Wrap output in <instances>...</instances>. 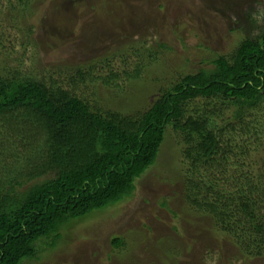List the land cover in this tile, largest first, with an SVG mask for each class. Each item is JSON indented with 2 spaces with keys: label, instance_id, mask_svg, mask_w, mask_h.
<instances>
[{
  "label": "trees",
  "instance_id": "obj_1",
  "mask_svg": "<svg viewBox=\"0 0 264 264\" xmlns=\"http://www.w3.org/2000/svg\"><path fill=\"white\" fill-rule=\"evenodd\" d=\"M210 66L164 80L157 100L132 112L114 104L96 108L61 88L1 75L0 264L42 262L44 249H62L86 222L130 200L168 140L177 147L186 197L219 249L232 245L245 262H264V171L253 163L251 176L227 177L233 139L225 135L247 128L250 113L264 103V30ZM124 75L139 81L142 68ZM119 77L95 79L120 94ZM13 131L25 137L18 150L10 143ZM124 241L113 242L121 249Z\"/></svg>",
  "mask_w": 264,
  "mask_h": 264
},
{
  "label": "rangeland",
  "instance_id": "obj_2",
  "mask_svg": "<svg viewBox=\"0 0 264 264\" xmlns=\"http://www.w3.org/2000/svg\"><path fill=\"white\" fill-rule=\"evenodd\" d=\"M23 2L0 0V76L29 78L93 107L114 104L127 112L148 109L166 82L212 67L214 58L232 54L264 30V0ZM136 68H142V79L128 81L125 71ZM109 73L120 76V94L95 79ZM246 121L242 131H226L233 139L227 177L251 176L253 163L264 171V103ZM16 134L9 139L18 150L26 141ZM176 153L175 141L168 140L154 173L137 182L130 200L86 222L61 242L62 249H44L42 262L26 264H264L245 262L232 245L219 249L186 197ZM175 175L180 178L172 181ZM227 177L221 186L230 185ZM201 193L196 192L200 199ZM259 205L264 207V197ZM115 237L125 239L122 250L115 247Z\"/></svg>",
  "mask_w": 264,
  "mask_h": 264
}]
</instances>
